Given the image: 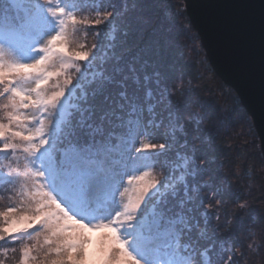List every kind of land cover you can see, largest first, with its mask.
Masks as SVG:
<instances>
[{
  "label": "snow or ice",
  "instance_id": "obj_1",
  "mask_svg": "<svg viewBox=\"0 0 264 264\" xmlns=\"http://www.w3.org/2000/svg\"><path fill=\"white\" fill-rule=\"evenodd\" d=\"M175 7L189 5L0 0V264L8 250L18 264H242L264 246V209L222 172L205 123L223 126L238 90L223 111L195 95L178 38L192 20L177 29ZM197 7L264 99V0Z\"/></svg>",
  "mask_w": 264,
  "mask_h": 264
},
{
  "label": "trees",
  "instance_id": "obj_2",
  "mask_svg": "<svg viewBox=\"0 0 264 264\" xmlns=\"http://www.w3.org/2000/svg\"><path fill=\"white\" fill-rule=\"evenodd\" d=\"M164 2L168 4L170 3L169 0H164ZM177 2L178 4H183V0H178ZM178 16L179 18H171L175 22L177 29H179L181 25V23L179 22L181 19L184 18L186 23L188 21V17H185L186 14ZM192 33L197 35L194 30ZM185 36L187 35L181 34L178 37L179 42L182 41V39L185 40L190 38ZM81 40L83 41V33L81 34ZM91 42L92 37L89 36L87 39V43L90 44ZM182 60L181 63L184 64L185 62L183 63ZM206 63L209 65L207 59ZM184 67L189 68L190 73L185 71V74L186 78L192 81L191 86L199 89V92L195 95L201 97L207 104L215 105L220 111H223L232 106L233 102L230 104L224 102V105H220V102L217 101L218 98H223L225 95L223 93L222 88H230L223 84V82L216 76V74L211 69L210 65L209 68L213 72L211 74L212 77H210L212 82H206L207 88H205L204 85L207 79L198 78V74L200 76V73H198L199 69L196 68L197 66H195L193 63H188ZM199 79L201 80L200 82ZM213 85H215L216 87H214ZM213 88H216V91L213 90ZM231 94H233L232 97L236 96L233 90ZM236 103V110L232 112L227 122L223 126H220L219 121L215 119L214 115H212L210 119L207 120L205 123H209L207 127L212 129V136L215 146V155L217 157V163L222 165V172L229 179L233 188L238 191L242 190L244 195H248L250 199L249 203L252 204V206L259 211L264 209V161L260 151L259 140L253 128L251 118L240 104L239 99L236 101ZM241 122L245 128L237 127V125L241 124ZM228 129L230 131H228ZM234 129L235 132L232 133V130ZM243 129L248 130V132H246V134L248 133V136L246 135V137H248V141H250L248 143H244L241 138L242 135L239 134V131L241 133L245 132ZM236 131H238V133H236ZM6 205L7 201L0 200V210H3ZM244 220H246V217H240L238 220V226L242 229L251 227V225H243ZM261 227H264V225H257L253 229L256 234L253 243L256 245L261 244ZM230 238V236H225L219 237L218 239L227 240ZM244 239L245 237L241 233V241H243ZM4 251V248H0V259H5L3 256ZM237 251L239 252L240 249H237ZM5 264H18L17 257L12 254L11 250H8V258L5 260ZM242 264H264V246H261L259 248H253L252 250L248 251L242 261Z\"/></svg>",
  "mask_w": 264,
  "mask_h": 264
},
{
  "label": "water",
  "instance_id": "obj_3",
  "mask_svg": "<svg viewBox=\"0 0 264 264\" xmlns=\"http://www.w3.org/2000/svg\"><path fill=\"white\" fill-rule=\"evenodd\" d=\"M225 0H183L189 5L186 16L192 20V27L199 30V40L207 61L216 76L237 96L239 102L251 118L253 128L259 140L260 151L264 161V99H262L258 86L242 82L236 75L230 61L221 51L216 36L205 23L200 4H220ZM190 14V15H189Z\"/></svg>",
  "mask_w": 264,
  "mask_h": 264
},
{
  "label": "rangeland",
  "instance_id": "obj_4",
  "mask_svg": "<svg viewBox=\"0 0 264 264\" xmlns=\"http://www.w3.org/2000/svg\"><path fill=\"white\" fill-rule=\"evenodd\" d=\"M178 0H169V4H171V5H181V4H178V2H177ZM180 11H181V9H180V7H175L174 9H172V10H170V12H169V15H170V17L171 18H174V17H177V18H179V16L177 15L178 13H180ZM186 14V13H185ZM184 14V15H185ZM185 17H187V16H185ZM180 23H181V25H183V22H184V24L186 23V21L184 20V18L183 19H181L180 21H179ZM192 29H193V27H192ZM194 30V29H193ZM193 30L190 32V33H187L186 35L187 36H185V37H190L189 39H185V40H183L182 39V41H180V45H181V47L182 48H184V52H183V60H182V62L184 63L183 64V66H186L188 63H190V64H194L195 66H197L196 68H198L199 70H198V73H200V76H202L203 78H206L207 80L205 81V84L204 85H206V82H212L211 81V78L210 77H212V71H211V69L209 68V65L206 63V59L207 58H205V53H204V51H203V49L201 48V44H199V41H198V38H196V35L194 34V33H192L193 32ZM195 31V30H194ZM196 32V31H195ZM182 42V43H181ZM188 42H189V44H188ZM184 69H185V71H187V72H189L190 73V71H189V68L188 67H184ZM201 80L199 79V82H200ZM214 87H216L215 85H213ZM194 88V87H193ZM223 89V93L225 94L224 95V97L223 98H218L217 99V101L218 102H220V105H224V102H227V103H232L233 102V97H232V95L233 94H228L229 93V89L227 88V87H223L222 88ZM213 90H215L216 91V88H213ZM222 101V102H221ZM211 117V116H210ZM210 119V118H209ZM209 124V123H208ZM207 123H206V126L208 125ZM237 127H240V128H245L244 127V125L242 124V122H241V124H239V125H237ZM245 132H243V133H241L240 131H239V134L240 135H242V140L244 141V143L246 142V143H248V142H250V141H248V137H246V135L248 136V133L246 134V132H248V130H245V129H243ZM228 131H230L229 129H228ZM233 132H235V129L234 130H232V133ZM236 133H238V131H236ZM247 139V140H246ZM245 149H247V148H245ZM241 156V155H240ZM248 196V195H247ZM249 198V197H248ZM249 202H250V199H249ZM243 225H246V226H250V224H248L247 223V220H244L243 221Z\"/></svg>",
  "mask_w": 264,
  "mask_h": 264
}]
</instances>
